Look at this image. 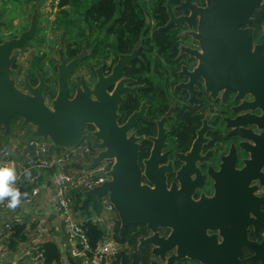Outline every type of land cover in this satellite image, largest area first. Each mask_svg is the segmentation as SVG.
I'll list each match as a JSON object with an SVG mask.
<instances>
[{"label": "water", "instance_id": "95a60500", "mask_svg": "<svg viewBox=\"0 0 264 264\" xmlns=\"http://www.w3.org/2000/svg\"><path fill=\"white\" fill-rule=\"evenodd\" d=\"M203 6H197L191 0H183L174 7L175 12L189 11L188 16L175 18L170 6L167 26L185 23L191 28L195 23L196 32H190L198 43L199 50L185 49L190 56L198 60L197 67L189 73L190 82L180 85L189 90V98L195 92L192 84L200 85L198 77L203 79V87L211 98L220 95L224 101L234 95V101L240 102L232 108L234 119L227 120L230 129L228 137L245 141L249 158L244 167L235 171V153L223 158L221 170L215 178V197L210 200L217 206L219 219L245 224L264 223V196L255 197L256 186L250 183L264 184V41L254 42V30L251 27L254 11L264 5V0H203ZM0 14V30L8 28ZM39 17L35 10L30 27L18 37L5 41L0 39V133L2 138L12 136V124L21 120V128H32L30 139L42 138L58 147L79 145L85 138L87 126L93 127L91 137L95 142L92 147L99 152L92 158L89 169H93L103 160H112V166L106 173L107 182L88 190L85 199L99 201L107 196L120 222L118 237L131 224H147L155 231L156 225H163L170 216L179 212L181 200L168 192L161 182L155 189L141 185V174L137 164V146L133 136L126 138V126L119 128L118 109L124 101L120 98L124 82L121 80L112 92L109 89L123 76V70L136 58L135 52L120 55L113 65L111 74L104 77L101 68H97V80L89 87L82 79L71 97L70 81L76 68L86 58L84 47L82 53L68 61L60 48V62L57 64V90L55 97L47 101L46 91L51 85L37 71L39 84L33 86L26 77V91L17 83L19 70L14 68L17 61L16 51L26 49L30 41L37 38ZM249 96L250 100L244 98ZM189 99V101H190ZM259 110L261 115L252 112ZM241 112H244L241 114ZM249 127V128H246ZM255 130L260 131L256 133ZM199 138H202L199 136ZM158 139H164L163 129ZM247 143V144H246ZM249 213L252 214L250 218ZM242 224V223H240ZM243 223V225H245ZM243 225L234 224L235 228ZM243 236V232H240ZM156 233L148 240L154 245V253L160 252V244L153 242ZM147 241V242H148ZM166 241L165 243H168ZM264 244V242H263ZM236 253L240 255L243 245L254 248L246 240H236ZM178 253V250H177ZM163 261V258L160 257ZM121 264H124L121 262ZM150 264H156L151 262ZM170 264V260L168 262Z\"/></svg>", "mask_w": 264, "mask_h": 264}, {"label": "flooded vegetation", "instance_id": "af4514ba", "mask_svg": "<svg viewBox=\"0 0 264 264\" xmlns=\"http://www.w3.org/2000/svg\"><path fill=\"white\" fill-rule=\"evenodd\" d=\"M191 1L197 6L204 5L203 0ZM181 2L183 0L177 4H171L168 1L165 5L167 14L165 26L173 27L176 33L175 58L169 61L162 58L157 60L154 57V51L151 54V64L148 61V68L145 70L142 66L147 60L140 59L139 48L135 46L130 53L119 54V56L130 55L135 52L136 58L125 67L123 76L109 89V92H112L121 80H128L122 85L123 89L128 90L124 89L120 94L124 103L119 104L118 124L119 128L126 126L127 139L131 136L136 139L134 145L138 147L137 164L141 174V185L155 189L156 185L162 182L168 192L171 191L177 195L178 200H181L178 204V214L170 216L163 225H156L155 231L148 228L147 224L137 223L126 227L119 237L118 264L121 262L124 264H150L151 262L168 264L169 260L170 264H264V223L254 225L221 220L217 215V206L210 202L215 197V178L221 170L223 158L231 152L235 153L233 167L235 171H239L244 167V161L249 158V153L246 151L248 146L241 148L240 143L245 141L228 137L230 129L226 127V121L235 118L236 114L232 108L240 104L234 101V95L228 96L224 101L220 95L214 99L211 98L204 90L201 77L196 79L200 83L199 86L196 83L192 84L191 90L195 92L193 99L189 98L188 89L178 88L190 82L188 74L192 73L198 65V60L186 51H181L180 47L199 50L198 43L189 34L196 32V23L191 28L185 23L167 26L170 20L168 5L175 18L189 15V11H174V7ZM146 18L148 22L149 19ZM259 32L254 30V42ZM11 33L10 30V36L7 39L0 37L1 41L16 38L22 32L19 35ZM56 34L60 35L59 32ZM261 41L264 39L255 43ZM28 46L30 48L33 46L32 41ZM57 46V57L53 55L48 59V64L55 69L56 74L57 64L60 62V48L68 61L76 58L84 49L83 47L79 54L70 59L66 56V46L61 36ZM26 49L22 50V53ZM86 52L89 56L90 50L86 49ZM21 59L26 57L22 56ZM81 63L74 73L86 66L89 80L86 81L80 74L77 83L73 84L71 78V97L75 94L76 88L81 86L82 79L92 88L97 80V68L100 67L101 74L107 77L111 74L116 62L112 64L110 60H107L98 64L95 60L89 59L87 65L81 66ZM134 63L138 66L133 67ZM156 64L159 66V73L154 72L157 70L154 68ZM19 71L24 80L21 84L22 88L26 91L25 80L26 77L29 78L28 72L26 69L24 72ZM38 84L39 80L32 85ZM156 89H159L157 103ZM244 99L250 100L249 96ZM178 104L183 107L177 109ZM252 113L261 115L259 110ZM246 128L249 127L246 126ZM160 129H163L164 139L162 140L158 139ZM93 130L92 126L86 127L85 139L95 142L91 137ZM255 132L260 131L255 130ZM261 171L264 173V168ZM252 185L256 186L253 193L255 197L264 196V184L254 182L250 183L249 187ZM260 209L264 211V205ZM249 216L252 218L251 213ZM235 223L245 225L242 228H235ZM155 233L156 238L153 242L161 246L158 253L153 252L154 245L148 241ZM169 239L170 241L165 243ZM239 239L253 243L255 249L243 245L240 255H237L236 240Z\"/></svg>", "mask_w": 264, "mask_h": 264}, {"label": "built area", "instance_id": "2783aa9c", "mask_svg": "<svg viewBox=\"0 0 264 264\" xmlns=\"http://www.w3.org/2000/svg\"><path fill=\"white\" fill-rule=\"evenodd\" d=\"M12 137L10 142L0 143V167H13L17 177L14 187L24 188L28 195L15 210L7 207V200L0 202V264H40L43 261V254L38 252L37 246L48 240L47 218L37 212L35 218L25 219L20 211L34 207L46 181L54 188L51 206L64 225L72 257L80 264H118L119 221L107 196L99 201L94 199L96 203L89 204L85 214L75 210L74 197L80 195L85 200L88 190L107 182L109 178L105 175L112 160L101 161L89 169L92 158L99 152L92 147L91 139L84 138L79 145L58 147L42 138L30 139L25 132L14 133ZM14 143L20 148L17 153ZM15 154L19 155V160ZM12 222L26 224L29 240L21 244L26 255H14L5 242L9 237L6 231L11 229ZM85 223L96 225L102 234L94 247L88 242Z\"/></svg>", "mask_w": 264, "mask_h": 264}, {"label": "trees", "instance_id": "16d2710c", "mask_svg": "<svg viewBox=\"0 0 264 264\" xmlns=\"http://www.w3.org/2000/svg\"><path fill=\"white\" fill-rule=\"evenodd\" d=\"M34 1L39 5L45 0ZM168 1L171 4H177L180 0H148L147 2L144 0H58L55 4L58 10L55 24L62 30L60 36L64 39L66 56L72 59L85 47L90 50V54L82 61L81 66L87 65L89 59L95 60L98 64L101 61L110 60L113 64L119 54L130 53L135 46H138L140 59L147 60L144 65L141 63L145 70L148 68V61L151 64V54L154 51V57L157 60L159 58L168 61L174 59L177 54L176 33L173 27L165 26L167 22L165 5ZM146 17L149 19L148 22ZM252 18L251 26L255 31H260L264 24V5L253 12ZM29 48L28 46L24 53ZM28 57L26 70L29 81L36 84L38 80L36 73L39 71L51 84L53 78L49 77V72L46 71L47 55L32 52ZM17 64L16 61L14 68L22 70L23 68L19 69ZM136 64L134 63L133 67L138 66ZM154 68L157 69L154 72L159 73L158 64ZM156 93L157 103L159 89H156ZM45 94L48 99H51L55 97L56 91L51 86ZM180 107L183 106L178 104L177 109ZM20 124V120L12 124L14 133L16 135L22 132L27 134L26 129L15 128ZM12 138L9 136L6 140L1 139L0 143L10 142ZM19 190L22 194H26L21 197L23 201L28 195L27 190L24 188H19ZM74 197L75 210L80 214L87 213L89 204L96 203L94 198L84 200L80 195ZM84 229L90 246L94 247L102 236L99 228L92 223H85ZM6 232L9 233V237L5 239V242L12 251H16L20 244L28 243L29 235L26 232V224L12 222L11 229ZM37 249L43 254V261L40 264H80L72 257L69 249L64 252L54 241L45 240L37 246ZM17 264H22V262Z\"/></svg>", "mask_w": 264, "mask_h": 264}, {"label": "crops", "instance_id": "0c3cea01", "mask_svg": "<svg viewBox=\"0 0 264 264\" xmlns=\"http://www.w3.org/2000/svg\"><path fill=\"white\" fill-rule=\"evenodd\" d=\"M29 1H27V2H29ZM57 2H58V0H45L42 3L43 4L42 8L43 9L45 8L46 11H48V8L51 6V4L55 5ZM29 3H31V2H29ZM15 9L18 10V8H16V6H15L14 1H12V0H9V1L0 0V14L3 15V18H2L3 20H7V18H9V16L12 17L14 14L13 12L16 11ZM30 9H32V5L26 3L25 4V10L23 13L29 14V12H31ZM39 9L43 10L41 8H39ZM43 23L44 22L39 18V26H38L39 30H38L37 38L32 40V43H33L32 47L33 48L32 49L29 48L28 51H30L32 53L33 50H35V52H40V54L45 53L46 55H48V57H52L53 53L51 54V52H53L55 50V48L57 49L58 46L54 41L55 39L53 40L50 35H54V34H56V32H53L55 30H53L50 27V24H46L47 26H49V27H47L46 25L43 26ZM41 25L46 29H44L42 31L43 28H41L42 27ZM1 31L5 32L6 29L2 28L0 30V32ZM50 33H54V34H50ZM48 49H50V50H48ZM19 127L21 128V124L18 125V127H16V128H19ZM25 129L27 130V134L29 137L30 132H32V128L28 127ZM4 142H6V141H4ZM12 145L14 147L15 153H17L20 150V148L16 145V143H14ZM15 158H16V160L20 159L18 154H15ZM53 194H54L53 186L50 185L46 181L42 186L40 195L38 196L34 207L28 208V210H21L20 213L22 214V216L25 219L35 218L37 212L42 213L47 218V221H48L47 239L56 242L59 245V247L65 252L67 249L70 248L69 247L70 244L68 243L67 236L65 233V228H64V225L61 221V218L52 209L51 204H52ZM24 251H25L24 246H22L20 244L19 248L16 251H14V255L19 254V253H21V254L24 253L26 255L27 253H25ZM65 264H67V263H65Z\"/></svg>", "mask_w": 264, "mask_h": 264}, {"label": "rangeland", "instance_id": "374dc122", "mask_svg": "<svg viewBox=\"0 0 264 264\" xmlns=\"http://www.w3.org/2000/svg\"><path fill=\"white\" fill-rule=\"evenodd\" d=\"M7 1H9V0H7ZM14 2H15V6H16V8H18V10L15 9L16 11L13 12L14 13L13 16L12 17L9 16V18H7V20H4V21H6V23H8L9 27L8 28H5L6 29L5 32L4 31H1L0 32V37H2L3 39H7L10 36V30H11V32L13 31L11 34L19 35V33L23 32L26 29H28L30 27L31 19H32V16H33L35 10H37L38 17L44 22L43 23V26L46 25V24H50V27L52 29H55L56 32H59V33L62 32V30H60L56 26V24H55L56 18L58 16V10L55 8V5H52L51 4V6L48 8V11H46L45 8L44 9L42 8L43 4H39L38 5V3L36 1H34V0L29 1L31 3L27 2V0H20V1H14ZM26 3L32 5V9H30L31 12H29V14H24L23 13L24 10H25V4ZM39 8H41L43 10H40ZM14 24H16L18 26L15 27V26H13ZM43 26L41 27V28H43L42 31L44 29H46ZM47 27H49V26H47ZM50 34H54V33H50ZM50 36H51V38L53 40L55 39L54 40L55 43L58 44L60 35L54 34V35H50ZM262 39H264V24L262 25L259 34L256 35L255 42H258V41H260ZM32 48L33 47H31L30 49H32ZM48 50H50V49H48ZM33 52L36 53L35 50H33ZM52 53H53L54 56L57 57V49L56 48H55V50L53 52H51V54ZM16 55L19 58L17 60V63H18L17 66L19 67V69H20V67L23 68L21 71L24 72V70L26 69V66H27L26 59L29 58L28 56H30L31 53H30V51H26V53H22V51H16ZM22 56L26 57V59H23L22 60L21 59ZM48 59H49V57L46 60V63H47V65H46V71L49 72V77H52L53 78L52 79L53 82L50 85L52 86V88L54 89V91H56L57 90V81H56L57 74H56V72H54V68L48 64ZM87 71H88V68H86V66H84L77 73H74V75L72 77L73 84H76L77 83V78H78V76L80 74L83 76V78L86 81L89 80V76L87 75ZM20 74L21 73L19 71V74L16 76V80H17L18 86L22 90H24L22 88L23 85H21L23 83V81H24L23 80V75L20 76ZM48 100L49 99H47V101ZM2 133L3 132L0 133V140L1 139H3V140L7 139V138L4 139V138L1 137L2 136L1 134Z\"/></svg>", "mask_w": 264, "mask_h": 264}, {"label": "clouds", "instance_id": "9594fccd", "mask_svg": "<svg viewBox=\"0 0 264 264\" xmlns=\"http://www.w3.org/2000/svg\"><path fill=\"white\" fill-rule=\"evenodd\" d=\"M16 179V171L13 167H0V202L7 200V207L12 210L20 206L22 195H26L14 187Z\"/></svg>", "mask_w": 264, "mask_h": 264}]
</instances>
